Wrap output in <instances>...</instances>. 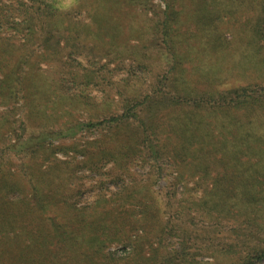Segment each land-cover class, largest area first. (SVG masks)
<instances>
[{"label":"trees","instance_id":"trees-1","mask_svg":"<svg viewBox=\"0 0 264 264\" xmlns=\"http://www.w3.org/2000/svg\"><path fill=\"white\" fill-rule=\"evenodd\" d=\"M80 1L0 0V104L20 92L30 112L20 128L9 116L0 120V264H195L201 248L190 260L183 244L190 233L181 236V251L169 246L187 226L218 240L229 235L244 249L256 245L240 264L264 261V0H164L158 11L152 0H102L98 5L117 19L113 29L93 11L91 22H66L79 8L65 7ZM130 15L147 25L127 28ZM152 30L147 45L129 46ZM61 33L129 47L108 52L102 64L90 54L99 43H83L87 65L62 58L54 68L34 63ZM14 82L17 92L5 95ZM96 87L101 101L91 97ZM112 95L119 99L115 111ZM148 106H158L152 117ZM82 111L85 119L76 115ZM92 129L102 133L75 139ZM13 132L20 138L14 148L30 157L22 176L3 162ZM71 138V148L89 152L87 161L55 164L54 140ZM108 161L123 173L141 161L150 172L129 182L118 176L110 197L79 206L78 168L97 172ZM169 169L176 175L165 192L166 220L153 184ZM154 225L130 255L107 251ZM155 236V247L143 244Z\"/></svg>","mask_w":264,"mask_h":264},{"label":"rangeland","instance_id":"rangeland-1","mask_svg":"<svg viewBox=\"0 0 264 264\" xmlns=\"http://www.w3.org/2000/svg\"><path fill=\"white\" fill-rule=\"evenodd\" d=\"M100 1L102 0H98V1L84 0L80 2H74L70 6L65 7L68 12L69 10H72L75 8H79L82 10L81 11L77 9V10L70 11L71 14L73 13V16L70 14V16L66 18V22H71V19L75 21L76 23L91 22L92 19L90 17V11H93V13L98 14V22L101 26L108 28V29H113L115 27V20L117 19L114 18V16L112 17V19L109 18L108 15L110 13L108 9L106 7L98 5ZM152 1L154 5L156 6L155 8H157V11L160 8L161 9L166 8V3L164 0H152ZM127 11H129V8L127 9ZM130 17L132 19L127 18V21H130L129 23H126L124 21L126 23V25L125 24L124 25L127 28H129L132 23H135L137 26H140L142 28H144L145 24L147 25V22H145V19L142 16L134 17L130 15ZM149 32L150 33L147 35V39H145L146 36L145 38L144 36L143 37L139 36V38L132 37V39L130 40L129 46L131 48L134 47V50H135V48L137 47L140 48L144 45H147V43L150 42L149 39L154 36V34L151 33V32L154 33L153 30ZM64 36H67V33L65 34L61 33V35L59 36L58 34H56V36L52 38V40L50 41L48 51L46 53L44 52L45 54H39L38 56L34 57V63H36L37 61L42 62L41 66L43 67V69H46L48 67L54 68L56 64L60 63V60L62 58L63 59L62 61L64 60L69 61L71 59H74L75 62L73 63L81 62L87 65V61H88L87 59L89 58V56L87 55L85 49L82 46L83 43L84 45H87V46L94 45L95 43H99V45L96 44L98 47L97 49L102 50L104 46L105 50H102V52H100L95 48L94 51H91V52L89 51V52L91 55L94 56L95 62L100 61V64H102L106 61V58L104 57H105V54H107L108 52L117 51L118 49L117 47H120V48L129 47L126 45L114 46L111 44H106L105 41L99 42L98 40H94L93 35H88V33H86V35L84 36H81L79 39H76L73 36L69 38H63ZM151 45H153L152 42L150 43L149 46ZM65 47L66 49H63ZM70 50H74L75 52H72ZM42 52H43V48L40 49V53ZM56 54L58 55L57 57L60 56L58 60L54 58ZM164 64L165 63L163 61V65ZM69 69L76 71V68L69 67ZM118 74L119 75L117 78H120V79L121 77L125 75L124 72H120ZM16 86H17L16 82H14V84L11 86L8 84L6 88L7 90L5 89L6 93L4 91L3 93H5V95L12 96V92H15V93L17 92L15 91ZM15 93L13 95H15ZM103 93L104 92L103 90H101V87H98V88L96 87L91 92V97H93L92 99L94 100L101 101ZM3 98H0V101H2ZM110 101L113 106L112 110L113 111L118 110L119 109V99L117 98V96L112 95L110 98ZM26 102H28V99L22 98L21 93L18 92L14 97H11L7 103L0 104V120L9 116L10 119L16 121V126L18 125V127L20 128L22 118H26V119L30 118L29 116L30 112H29L28 106L26 105ZM157 108L158 106H148V111L145 113L146 117H152L155 114V111L157 110ZM76 115L82 119H85L88 116L85 111L77 112ZM31 129H33V127H31ZM31 129L29 131L34 132ZM21 130L18 129V132L20 134L22 133ZM101 133L102 131L100 129H96V130L92 129L90 131L84 130L80 132L75 137V139L80 140V141H86L89 139H93L94 136L95 137L99 136ZM21 135L26 136V133L21 134ZM7 137H8L6 139L7 142L5 144L8 143L9 149L7 150V152L5 153L3 157L4 158L3 162L6 163V166L8 168L15 170L18 175L22 176L26 173L25 165L26 163L29 162L30 157L27 156L28 154L26 155L24 151H21L18 148L17 149L14 148L15 144L18 143L20 139L19 137H17V135L14 132L7 134ZM26 138L27 137H25V139ZM72 140L74 141V139L72 138L54 140V142L56 143V146H58L56 152H54V154L53 153L51 154L52 155L51 158L55 159L54 160L55 164H56V160H57V163L72 161L77 165L83 164L87 161L89 157V152L88 151L80 152V150L71 148L70 144L68 143L73 142ZM50 162H53V161L50 160ZM130 168H131L130 171L123 173L122 170L115 168L111 161L106 162L105 165L101 168V170L97 172L92 171L87 166L78 168L77 175L79 176V179H80L79 184H80V188L83 190V194L81 198L80 199L78 198L79 200L78 205L84 206L87 203H90L93 200H95L100 194H107V197H110V195H112V193H114V191L118 187V185L116 186L115 181L112 182L118 176L125 178V182H129L132 179V176L134 175L146 178V176H148L150 172V167L148 165H143L141 161H139L137 165H133ZM61 175L64 176L63 173H61ZM175 175H176V172H173L171 169H169L163 176L158 178L156 182L153 184L154 186L153 189L156 190L155 197L156 199L158 198L159 205L162 210V215L164 216V219L166 220L169 219L168 217L170 216L169 215L170 213H168V210L165 206V201H167V196L165 195V192H166V188L169 185H172V183H174ZM149 178L150 177H147L146 180L149 181ZM53 179H55L56 182L60 180L59 178H56V171L54 172ZM101 182L102 183L105 182L106 185L105 183L101 184ZM100 184L101 186H99ZM190 185H192V183H190ZM180 189L181 187H178V191ZM127 206H131V204L127 203ZM103 214H105V212H103ZM136 220H139V218H136ZM158 227L159 225H154V229L152 231L148 230L146 234H144L145 232H143V230L139 228L138 230L132 232V233H135L134 234L135 236L131 235V238H130L131 241L130 240L129 241H125V240L115 241L109 245V247L107 248V251L111 252L116 257H120V258L126 257L130 255V253H132L135 243L137 245H140L142 235L148 236V234L154 232V230L158 229ZM185 232L190 233L192 235V238L186 239L185 241H183L181 236ZM221 232L222 230H220V233ZM227 235L228 233H226L224 229L223 235L221 236H227ZM216 236L218 235H215L213 232H210L207 230L206 231L203 230L199 232L196 230V228H190L189 226H187L186 229H184L180 233V236L179 235L174 236L173 239L169 240V244H170L169 246H172L174 249L181 251L182 249L181 246L184 247L183 244L187 243L185 245L186 246L185 251L191 255L190 260H193V257H192L193 255L191 253H195V251H199V248H201V251L199 252L198 256H195V260H193L195 264H215L216 262L222 263V264H240L245 260L244 253H246L247 250H250V247L252 249L256 248V245L254 244L246 245L247 249H244L243 243L233 244L232 238H230L229 235L227 236V239L225 238L223 240L221 239L218 240ZM158 237L159 236H155L150 239L144 240L143 244L145 246H149V244L153 243V247H155L158 244ZM218 237L221 238L220 236ZM182 241H183V244H180L182 243ZM147 253H150V252L148 251ZM255 264H264V261H255Z\"/></svg>","mask_w":264,"mask_h":264},{"label":"clouds","instance_id":"clouds-1","mask_svg":"<svg viewBox=\"0 0 264 264\" xmlns=\"http://www.w3.org/2000/svg\"><path fill=\"white\" fill-rule=\"evenodd\" d=\"M60 6H61V7H63L64 5H63V4H61Z\"/></svg>","mask_w":264,"mask_h":264}]
</instances>
